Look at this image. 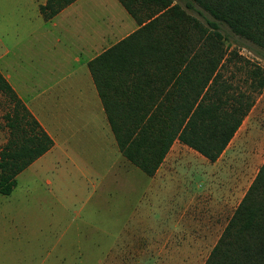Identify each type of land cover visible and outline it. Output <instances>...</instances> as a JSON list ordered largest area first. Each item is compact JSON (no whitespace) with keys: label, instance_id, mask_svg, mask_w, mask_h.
Instances as JSON below:
<instances>
[{"label":"crops","instance_id":"0c3cea01","mask_svg":"<svg viewBox=\"0 0 264 264\" xmlns=\"http://www.w3.org/2000/svg\"><path fill=\"white\" fill-rule=\"evenodd\" d=\"M45 3L0 0V75L52 142L15 180L50 175L54 181L47 178L46 184L55 190H107L113 199L111 220H199L198 215L229 220L264 160L242 185L249 165L233 162L227 150L245 119L216 161L195 151L199 161L170 153L176 144L186 147L176 140L155 173L146 175L120 153L88 64L149 21L139 25L118 0H75L45 20L39 10ZM151 64L158 67L150 69L144 96L159 103L179 90L176 75L169 72L176 62L162 58ZM106 96L108 109L116 111L111 89ZM126 238L129 243L115 247L113 257L119 252L131 258L165 254L164 244L151 247V235L143 236L138 248L133 234Z\"/></svg>","mask_w":264,"mask_h":264},{"label":"trees","instance_id":"16d2710c","mask_svg":"<svg viewBox=\"0 0 264 264\" xmlns=\"http://www.w3.org/2000/svg\"><path fill=\"white\" fill-rule=\"evenodd\" d=\"M74 1L46 0L39 10L49 20ZM118 1L139 25L149 22L88 68L120 153L148 176L176 140L216 161L264 88L263 68L238 52L245 49L264 60V0ZM162 58L175 59L171 69L164 67L176 75L179 90L158 103L144 96V87L150 69L158 67L151 62ZM235 72L245 74V87L232 84ZM107 88L117 99L116 111L108 109ZM0 92L15 111L7 116L11 136L0 149V194L8 195L16 175L52 142L1 75ZM18 110L33 126L19 139ZM204 264H264V160Z\"/></svg>","mask_w":264,"mask_h":264},{"label":"rangeland","instance_id":"374dc122","mask_svg":"<svg viewBox=\"0 0 264 264\" xmlns=\"http://www.w3.org/2000/svg\"><path fill=\"white\" fill-rule=\"evenodd\" d=\"M238 52L264 70L263 59L245 49ZM244 79V73L235 72L232 84L245 87ZM13 106L0 92V149L11 136L7 116L14 115ZM18 116L17 139L33 130L31 120L19 110ZM227 152L233 162L242 159L244 167L249 165L242 176L246 186L264 158V88ZM170 153L200 160L197 153L178 144ZM61 166L59 161L58 169ZM47 178L54 181L50 175L17 179L10 194L0 195V264H204L228 221L205 220L200 215L199 220H111L113 199L107 190H55L46 184ZM131 234L135 248L143 236L151 235V247L164 244L165 254L131 258L119 252L113 257L115 247L122 249Z\"/></svg>","mask_w":264,"mask_h":264}]
</instances>
